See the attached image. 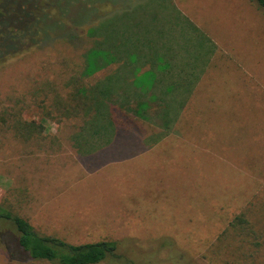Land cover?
<instances>
[{
    "label": "rangeland",
    "instance_id": "obj_1",
    "mask_svg": "<svg viewBox=\"0 0 264 264\" xmlns=\"http://www.w3.org/2000/svg\"><path fill=\"white\" fill-rule=\"evenodd\" d=\"M23 4L0 0V32L19 31L0 51V206L40 235L116 242L117 259L92 264H264V10L252 0H67L39 9L45 29L30 39ZM100 24L96 40L110 53L116 32L137 25L119 69L145 61V48L167 68L150 89L128 93L151 120L138 123L140 139L105 143L102 120L60 119L53 108L56 97L74 106V87L89 90L114 68L82 76L95 40L87 32ZM71 33L89 41L72 47ZM141 64L128 76H146ZM177 72L186 83L194 76L192 86L168 90ZM15 118L41 134L21 140ZM164 122L169 130L153 126ZM0 264L21 263L5 262L0 248Z\"/></svg>",
    "mask_w": 264,
    "mask_h": 264
},
{
    "label": "trees",
    "instance_id": "obj_2",
    "mask_svg": "<svg viewBox=\"0 0 264 264\" xmlns=\"http://www.w3.org/2000/svg\"><path fill=\"white\" fill-rule=\"evenodd\" d=\"M56 2H63V4H65L67 0H24L25 5L23 4V6H21L22 10L25 9L23 12L24 18L27 19L28 17L31 19L26 23V25H28L29 31L31 30L27 34L28 38L31 39L35 34H37V31L40 32L45 29L44 28L39 30L37 27V25L45 22L40 19L41 16H45L42 15L43 13H39V15L35 17L36 13L39 12V9L44 12L46 8H51L52 5ZM252 2L256 5L257 8L264 10V0H252ZM99 3L100 2L93 4L94 6L90 9L92 10L94 7H96V11H98L102 6H99ZM82 5L83 8L86 9L87 6L84 4ZM66 7H69V2L66 4ZM75 8H79L80 13H83V9L81 7L73 6V10H75ZM0 11L1 13H3L1 9ZM82 20L83 19H80L79 21ZM113 20H111V22ZM115 21L117 22V20ZM75 23H72L71 27L73 24L77 25ZM134 25L130 28V32L127 34L123 33L118 37V31L116 32L117 34L115 36L117 39L120 38L121 45L116 46L115 50L118 49V51H113V53L109 52L106 45V48H103L102 42L96 40L99 28L101 32H103H100L101 36H104L105 31H102L101 29L103 28V25L100 24V26H98L95 31L90 28L89 32H87V35L90 38L95 37V40H93L92 47L88 48L83 54L85 61L82 70V76L92 78V75L99 71L105 70L107 68L109 70L112 66H114V68L111 69L110 72L102 80L97 82V84L92 86V88H90L89 90H81L79 87H74V106L66 105L64 101H62V99L59 97H56L53 102V108L60 116V119L80 120L81 117H83L88 120H102L104 124L100 127L101 132H105L107 134L106 138L103 139V142L108 144L115 142L116 139H126L130 142V140L132 139L130 137L132 136L140 139L143 135H145V133L143 132L145 128L143 130L142 128H140L142 126L140 124L138 125L139 122L151 124V120L147 116L145 110H143L145 103L142 104L141 101L136 102L135 99L130 98L131 95H129L128 93L134 89L141 92L144 91L145 88L150 89L154 84L160 82V80L157 79V76H154L155 73L156 75H158L160 72H166L165 70L167 69L166 68L165 70L161 71L158 70L157 67L159 66H157L155 63L156 56L152 52L150 53L145 47L144 48L147 51V57H143L145 58V61L138 63H142L140 66H142L143 64L148 65L149 71L146 76H143L142 78H139V76H128V73L132 72V70H134L135 68V70H137L136 66L138 63H136V61L133 64L127 61L125 62L126 66L124 67V65H121L124 68L119 69V59L117 57V54L120 53L122 55L125 54V52H130V50L127 51L126 49H123L124 42L131 43L132 41H135L136 38L138 39L137 33H134V31H132ZM7 26L10 27L11 25L9 24ZM14 31L12 29H8V31H4L3 29L1 30L0 51L7 49L5 48L7 45H2L3 43L5 44V39L10 40V38L7 37V34L12 35V33L15 34L19 32ZM41 33L43 34V32ZM110 35L111 37L114 36V34ZM85 39V37L81 38L71 33L69 34V36H67L66 42L72 47H81L84 42L88 40V38L86 40ZM21 40L22 39L17 40V44H19L15 47L13 46L14 49L20 47ZM206 42H208V40ZM131 46H133V44L130 45V47ZM134 48L136 47L134 46ZM160 59L163 60L162 58ZM126 67L129 69H127ZM118 76H121V79H119ZM189 78L190 79H188L186 83L185 78L179 76V78L175 81L172 82L171 80L169 86L166 87L168 90H181L182 86H179L177 82H180V85L184 84L183 86L186 87L187 85L192 84L194 76H189ZM120 82L122 83V85L120 86V97H117V100L114 97V89L115 86ZM185 95V99L183 100L187 99L189 92L185 93ZM129 101H135L134 107L128 106ZM181 101L178 104V109H180L184 105V103H182ZM176 117L177 116H175L174 118H169L168 123L171 124L176 119ZM168 123L164 122L161 126L153 124V126L157 129L165 131L170 129V125ZM42 130L43 129L41 125L26 122L19 118H15L12 124L13 133L24 141H28L29 138H31V136L33 135L41 134ZM127 145L129 146V144ZM128 146L126 147L129 149ZM0 248L5 262H14L21 264L33 260H43L55 264H92L102 262L108 258H118L117 245L115 241H98L93 243L74 245L67 243L66 241L57 237L40 235L34 231V229L26 220L13 214L11 211L1 206ZM130 264L132 263L130 262Z\"/></svg>",
    "mask_w": 264,
    "mask_h": 264
},
{
    "label": "crops",
    "instance_id": "obj_3",
    "mask_svg": "<svg viewBox=\"0 0 264 264\" xmlns=\"http://www.w3.org/2000/svg\"><path fill=\"white\" fill-rule=\"evenodd\" d=\"M173 47H174V46H173ZM173 47H171V48H173ZM173 54H175V52H174ZM177 54H178V51H177ZM160 58H162V59H164V58H165V59H168V58H169V54L167 53L165 56L160 55ZM209 60H210V59H208V63H209ZM163 61H164V60H163ZM165 61H166V60H165ZM177 61H178V63H176V62H174V63H176V64L173 63V65H176V66H177V68L175 69V71L181 72V71H183V70H182L180 67H182V66H184V65H182V63H181L179 60H177ZM200 63H202V60L200 61ZM204 63H207V61H204ZM180 65H182V66H180ZM180 69H181V71H180ZM166 70H167V69H166ZM166 70H165V71H166ZM204 70H205V69H204ZM178 72H177V73H173V75L176 74V76H177V75L180 76V75L182 74V73H178ZM179 74H180V75H179ZM202 74H203V72H202ZM185 103H186V102H185ZM185 103H184V105H183L182 108H184ZM182 108H181V110H183ZM180 112H181V111H180Z\"/></svg>",
    "mask_w": 264,
    "mask_h": 264
}]
</instances>
